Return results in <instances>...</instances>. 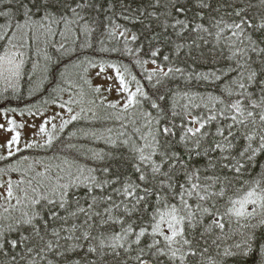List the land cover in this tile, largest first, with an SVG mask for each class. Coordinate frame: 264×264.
<instances>
[{"label":"snow or ice","instance_id":"snow-or-ice-1","mask_svg":"<svg viewBox=\"0 0 264 264\" xmlns=\"http://www.w3.org/2000/svg\"><path fill=\"white\" fill-rule=\"evenodd\" d=\"M252 7L250 0H0V40L11 42L8 30L20 31L13 47H23L26 34L46 43L58 34L71 41V53L83 54L94 40L103 44L97 33H118L129 54L149 58L138 57V64L156 66L148 81L158 77L150 92L131 76L132 91L127 67L108 65L116 91L127 94L124 110L147 104L156 114L145 110L141 127L93 153L95 166L76 167L67 179H29L27 210L0 223V258L8 264H264V13L252 14ZM117 16L136 30L115 23ZM59 47L69 53L65 43ZM4 60L7 92L17 87L25 61L15 54ZM209 63L214 70L195 71ZM187 69L188 80L224 85H216L220 94L205 105L207 113L177 111L168 103L171 90H162L165 79ZM5 130L14 132L3 145L12 156L20 132ZM6 183L11 198L12 181Z\"/></svg>","mask_w":264,"mask_h":264},{"label":"trees","instance_id":"trees-1","mask_svg":"<svg viewBox=\"0 0 264 264\" xmlns=\"http://www.w3.org/2000/svg\"><path fill=\"white\" fill-rule=\"evenodd\" d=\"M253 7L250 13L259 15L264 13V5H261L260 0H250ZM135 7V5H133ZM4 21L0 18V24ZM115 23L122 24L132 31L136 28L129 21H125L119 16L116 17ZM59 32V28L55 29ZM19 30L9 29V40H0V57H4L8 48L12 47V43L16 44L19 39L17 34ZM4 31L0 30V35H4ZM131 32L129 33V36ZM103 44L93 41L92 49H83L80 53H71L73 47L71 41L65 42L60 35L49 37L50 43L45 42V38L40 36L42 40V51L44 63L40 61V49L20 48L24 54V67L20 79L17 81L15 89L8 88L5 92V78H0V111H29L37 107L42 102L52 100L53 103L65 107L66 96H81V100L77 101L73 113L77 116L75 121L67 123L63 129H60L51 136L52 144L47 141L43 144L29 145L12 156H6L5 159H0V179L12 181L13 196L11 201L3 200L0 203V223L7 224L16 217H19L22 212L27 210L26 202L24 201V189H29L28 180L32 179L33 183L36 180L47 182L49 178L55 180L57 176H64L67 179L68 171L75 172L76 167H92L96 161L90 159L93 153H101L108 151L109 141H117L123 139L124 135H131L135 127H141L144 123L142 113L145 110L152 111L155 115V110L148 107L147 104L135 106L127 111L124 110V100L121 102L115 101L106 93L105 88L97 85L94 81L93 73L96 68L108 67L109 64L118 66H126L128 71L125 73L126 82L129 83L130 89L135 91L136 84L131 80V76L135 75L137 80L145 86L147 91H152V84L155 83L158 77L154 76L149 82L147 75L156 67L151 64L141 66L137 63V59H149L142 53L133 51L129 54L125 49L124 38L119 37L118 33L115 38L107 35L100 36ZM211 40V37H208ZM65 43L69 48V53H64L60 49V44ZM128 48L135 49L137 45L129 40ZM209 45H205V48ZM101 48L105 51H101ZM115 49V50H114ZM45 54L51 57L50 60L45 58ZM164 54H167L165 52ZM158 63L162 62V58L158 59ZM189 63H191L189 61ZM95 65V67H93ZM165 66V70H167ZM176 66L186 67L183 63L178 62ZM219 68L220 65H216ZM74 68H77L74 71ZM109 68V67H108ZM209 70H214L212 64H203L195 68L196 72L208 73ZM191 69H187L184 75L176 74L170 79H165L162 87L163 91H170L169 105L177 111H183L185 106H188L193 115L197 113H207V108L215 103V97L219 96V88L216 86L224 85L220 81H203L199 79L188 80ZM74 72L76 77H85L90 75L91 82L89 84L88 98L83 96L79 90L82 86L80 81L72 82L70 78ZM44 75V81L40 85L39 81ZM65 75L68 78H63ZM81 84V85H80ZM40 85V86H39ZM99 86V91L95 89ZM52 90L58 92L54 97H50ZM203 97V99H201ZM110 104H115L116 107H110ZM199 105V107H195ZM66 108V107H65ZM69 108V107H68ZM71 108V107H70ZM73 110V108H71ZM135 121V123H134ZM143 130V129H142ZM63 170V171H62ZM42 174V175H38ZM34 178V179H33ZM23 181V183H20ZM18 200L20 201L18 203ZM214 251V249H213ZM0 264H8L6 258H0ZM228 264H232L229 260Z\"/></svg>","mask_w":264,"mask_h":264},{"label":"rangeland","instance_id":"rangeland-1","mask_svg":"<svg viewBox=\"0 0 264 264\" xmlns=\"http://www.w3.org/2000/svg\"><path fill=\"white\" fill-rule=\"evenodd\" d=\"M27 32V29L24 30ZM19 36V37H18ZM17 37L19 39L16 40V44L18 45V42L20 40V33L17 34ZM42 40L39 39H32L30 38V35H24L23 36V47H10L6 50L4 57H11L13 54L17 57V60L24 59V54H27L25 52H21L20 48H29L32 47L33 49H40V52L38 53L40 56L41 63H44L43 55L41 54L43 44L41 42ZM14 43H12L13 45ZM35 47V48H34ZM22 54V55H21ZM10 66L7 64V60H4L0 62V78H5L9 76L8 68ZM105 71L100 72V68H96L93 76L94 81L97 85L105 88L106 93L109 96L113 98H117L115 101L121 102L122 100L125 101L126 93H118L116 91V88L118 87V82L115 78L114 70L108 67H104ZM77 68H74V71H76ZM100 73L97 75V73ZM88 76L85 77H76V72H74L71 76H69L72 79V82L74 83L75 80L80 81L82 83V86L79 90L82 91L83 96L85 95V98H88V88L89 84L91 82V78ZM112 77V79H108V77ZM44 75L39 78L40 85L44 81ZM68 78L67 75L63 77ZM5 86H7V81L4 82ZM17 85V81H15ZM39 85V86H40ZM81 85V84H80ZM112 89L109 91V89ZM132 90V89H131ZM53 93H51L50 97H54L58 94L57 91L52 90ZM133 91V90H132ZM88 94V95H86ZM82 98L80 95L78 96H66L65 102L67 105H64L65 107L59 106L56 103H53L52 100L42 102L40 105H38L35 108H32L29 111H0V124L4 125V128H0V157H6L8 156V149L6 147H3V145H6L7 141L11 139L14 132L6 131L5 129H8L10 127H14L15 131L20 132V139L19 143L13 145L11 151L17 152V149L21 150L29 145H39L45 143L51 136H53L61 127V125L69 120L71 116H73L75 113L74 109L77 101H80ZM69 107V108H68ZM73 108V110L69 111V109ZM14 120L15 125H9L8 121ZM49 121V123L46 124V131L40 132L39 128L41 124H44L45 121ZM20 125H23L21 128ZM53 125H55V128H53ZM18 150V151H19ZM6 179H0V185H3V187H0V203L3 200L11 201V198H8L6 196V188H7V182Z\"/></svg>","mask_w":264,"mask_h":264}]
</instances>
